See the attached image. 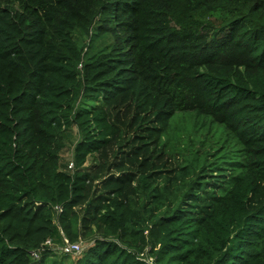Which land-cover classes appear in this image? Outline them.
I'll return each instance as SVG.
<instances>
[{"label":"trees","instance_id":"obj_1","mask_svg":"<svg viewBox=\"0 0 264 264\" xmlns=\"http://www.w3.org/2000/svg\"><path fill=\"white\" fill-rule=\"evenodd\" d=\"M58 262L264 264V0H0V264Z\"/></svg>","mask_w":264,"mask_h":264},{"label":"rangeland","instance_id":"obj_2","mask_svg":"<svg viewBox=\"0 0 264 264\" xmlns=\"http://www.w3.org/2000/svg\"><path fill=\"white\" fill-rule=\"evenodd\" d=\"M78 43H82L83 40H77ZM69 134V139L68 142L66 143V147L65 149L62 151L61 155H62V159H63V164H69L70 162H72V145L76 142L77 140V132L76 129H71ZM87 165H89V162H87ZM69 166V165H68ZM82 242V241H81ZM91 245V244H90ZM89 244H85L84 242H82V246L84 248V251L86 248H88L90 246ZM60 246L61 243H59L58 241L54 242V247L51 250V252L58 258V260L63 263H71L73 260L77 259L76 257L81 256V254H83V252L80 255H73L71 257H67V258H63V256H65L64 254L61 253L60 250ZM53 259L51 257V259H49V262H51ZM60 262L56 263L59 264Z\"/></svg>","mask_w":264,"mask_h":264},{"label":"built area","instance_id":"obj_3","mask_svg":"<svg viewBox=\"0 0 264 264\" xmlns=\"http://www.w3.org/2000/svg\"><path fill=\"white\" fill-rule=\"evenodd\" d=\"M72 167H73V164L71 163L69 165V168L72 169ZM56 211L57 213H61L62 211L61 207H56ZM53 247H54V241L52 239H48L45 241V243L42 245L41 248H39L36 252L34 251L32 253V256L35 259H39V256L41 252L44 251V249L52 250ZM60 250H61V253L64 255L73 256V255H80L84 251V248L82 246L81 241L70 242L67 238L63 237Z\"/></svg>","mask_w":264,"mask_h":264},{"label":"clouds","instance_id":"obj_4","mask_svg":"<svg viewBox=\"0 0 264 264\" xmlns=\"http://www.w3.org/2000/svg\"><path fill=\"white\" fill-rule=\"evenodd\" d=\"M71 163H72V162H70L69 165H70ZM72 164H73V163H72ZM67 167H68V169H70L69 166H67ZM63 237H64V236H62V238H63ZM61 243H62V242H61Z\"/></svg>","mask_w":264,"mask_h":264}]
</instances>
